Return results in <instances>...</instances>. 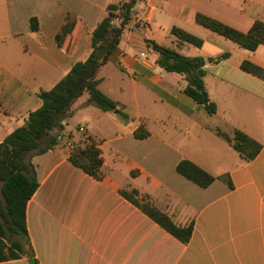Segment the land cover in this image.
<instances>
[{"label": "crops", "instance_id": "obj_1", "mask_svg": "<svg viewBox=\"0 0 264 264\" xmlns=\"http://www.w3.org/2000/svg\"><path fill=\"white\" fill-rule=\"evenodd\" d=\"M113 3L118 2L0 0V143L41 106L38 93L50 90L72 64L88 57L91 31ZM132 13L133 23L96 76L116 110L94 108L84 94L62 124L60 144L30 158L38 187L25 213L35 264H264V77L240 69L246 61L264 71V45L245 50L192 18L200 13L246 33L254 22L264 23V0H139ZM69 16L79 24L58 44L56 35ZM31 18L38 22L36 32L30 30ZM161 27L169 35L178 27L203 40L201 48L177 46L170 35L172 48L185 57L214 61L227 55L203 68L204 89L216 107L213 115L183 93L185 75L157 66L158 54L144 40H152L145 34ZM110 63L131 85H118L117 99L103 87L102 72ZM131 108L135 122L115 120L118 111ZM77 112L84 114L77 128L83 126L84 137L101 150V181L68 160V144L80 134L68 127ZM140 125L149 132L141 140L133 137ZM217 131L229 137L241 132L261 149L246 162ZM182 161L214 181L200 188L187 180L176 172ZM121 191H136L135 202L149 204L176 226L192 223L188 243L161 228Z\"/></svg>", "mask_w": 264, "mask_h": 264}, {"label": "trees", "instance_id": "obj_2", "mask_svg": "<svg viewBox=\"0 0 264 264\" xmlns=\"http://www.w3.org/2000/svg\"><path fill=\"white\" fill-rule=\"evenodd\" d=\"M138 1L128 0L108 5L107 16L91 31V52L88 57L72 64L68 73L50 90L38 93L41 106L29 112L24 123L0 143V263L34 258L25 213L26 205L38 187L30 163L31 156L53 150L60 144L62 124L69 117L72 104L84 94L88 95V103L95 108L103 112L116 110L117 104L99 90L96 76L99 69L115 54L124 31L133 23L132 12ZM192 18L196 25L245 50L252 52L264 45V23L260 21L254 22L246 33H242L200 13H195ZM116 20L119 22L114 24ZM78 24V19L69 16L56 35V42L62 44L67 36L74 33ZM30 30L38 31L35 18L30 19ZM169 33L176 39L177 46L184 43L196 48L203 46L201 38L181 28L172 27ZM144 41L148 48L158 54L157 66L169 73L185 75L183 93L207 115H213L216 107L209 101L204 89L203 68L206 63L217 62L227 55L214 61L200 57L189 58L179 54L175 48L159 45L153 40ZM240 69L258 78L264 77V71L249 62H242ZM118 114L122 112L118 111ZM217 135L227 141L246 162L253 160L261 149L260 144L238 131L232 137L220 131H217ZM148 136L149 132L144 125H140L133 133V137L139 140ZM68 160L96 181L103 179L102 153L98 143L91 137H87L81 144H73ZM176 172L200 188H206L214 181L212 176L189 161L180 162ZM223 179L231 185L228 177ZM121 195L182 244L188 243L192 235V223L186 227L176 226L167 215L149 204L140 205L135 202L134 198L138 196L136 191H121Z\"/></svg>", "mask_w": 264, "mask_h": 264}, {"label": "rangeland", "instance_id": "obj_3", "mask_svg": "<svg viewBox=\"0 0 264 264\" xmlns=\"http://www.w3.org/2000/svg\"><path fill=\"white\" fill-rule=\"evenodd\" d=\"M125 1L128 0H117V2L123 3ZM155 4H157L156 2H154ZM133 15H135L134 13H132ZM117 22H119L117 20ZM138 25H141V27L144 29L146 26L145 24H143V22H140ZM145 37L152 39L154 41H156L158 44L165 46V47H174V44H171L172 42V37H170V35L166 32V29L161 27L159 28H155L152 29V31L147 32L145 34ZM185 52V51H184ZM119 70L115 69V67H113V65L110 63L102 72V75L104 74L106 79L105 82L103 84V87L108 90L107 93H109V95H111V97L117 99L119 94L116 91V88L118 85H124L125 87L130 88L131 85L128 83V81H126L127 79H125L124 81H122L121 77H119ZM129 92V91H128ZM127 96L130 98L131 94L127 93ZM87 97V95H84L82 98ZM132 105V104H131ZM95 108V107H94ZM84 114L83 113H74L72 116L71 121L68 124L69 129L75 130L77 126H79L81 123L84 122ZM71 117V115H70ZM115 120H124V122L126 123H131V122H135L136 121V116L134 114V110L133 108H131L130 112L124 113L122 112V114H118L117 117H115ZM121 118V119H120ZM129 120V121H128ZM122 122V121H121ZM85 135L83 134H78L76 136H74L73 139V144H81L82 142H84L86 140V137H84Z\"/></svg>", "mask_w": 264, "mask_h": 264}, {"label": "built area", "instance_id": "obj_4", "mask_svg": "<svg viewBox=\"0 0 264 264\" xmlns=\"http://www.w3.org/2000/svg\"><path fill=\"white\" fill-rule=\"evenodd\" d=\"M77 131H78V133H80V134H83L84 133V127L83 126H80V127H78L77 128ZM72 144L70 145V144H68V147L70 148V149H72Z\"/></svg>", "mask_w": 264, "mask_h": 264}, {"label": "water", "instance_id": "obj_5", "mask_svg": "<svg viewBox=\"0 0 264 264\" xmlns=\"http://www.w3.org/2000/svg\"><path fill=\"white\" fill-rule=\"evenodd\" d=\"M29 264H35V260L34 259H29Z\"/></svg>", "mask_w": 264, "mask_h": 264}]
</instances>
